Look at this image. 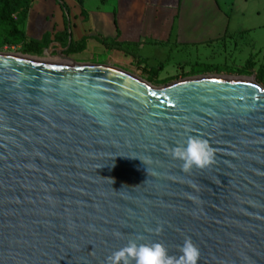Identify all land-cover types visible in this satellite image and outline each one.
<instances>
[{"label": "water", "instance_id": "1", "mask_svg": "<svg viewBox=\"0 0 264 264\" xmlns=\"http://www.w3.org/2000/svg\"><path fill=\"white\" fill-rule=\"evenodd\" d=\"M56 57L0 54V264H106L129 241L179 256L185 239L198 264H264V88ZM190 136L214 161L185 173L170 150Z\"/></svg>", "mask_w": 264, "mask_h": 264}, {"label": "rangeland", "instance_id": "2", "mask_svg": "<svg viewBox=\"0 0 264 264\" xmlns=\"http://www.w3.org/2000/svg\"><path fill=\"white\" fill-rule=\"evenodd\" d=\"M22 1L32 8L36 0ZM101 6L100 0H86L83 9ZM178 11L176 41L151 45L146 50L148 60L138 48L124 44L121 49L126 55H137L135 60L124 59L121 54L111 58L106 52H90L68 56V64L108 65L155 87L190 77L224 75L248 77L264 88V0H181ZM19 29L27 36V19ZM8 42L1 28L0 54L32 55L25 53L24 43ZM64 48L51 45L49 53L39 56L62 63L56 50Z\"/></svg>", "mask_w": 264, "mask_h": 264}, {"label": "crops", "instance_id": "3", "mask_svg": "<svg viewBox=\"0 0 264 264\" xmlns=\"http://www.w3.org/2000/svg\"><path fill=\"white\" fill-rule=\"evenodd\" d=\"M62 1L67 7L66 12L54 0H36L33 3L27 16L28 39L39 41L44 34H50L53 40L55 35L66 31V43L51 45L66 47L70 42L88 37L82 54L106 52L111 54V58H118L121 54L129 60L134 57L135 60L137 55H126L124 49H115L112 42L102 45L98 39H110L121 45H139L138 51L145 54V60L149 59L146 50L151 45H166L177 39L179 27L175 22L179 17L181 0H100L101 7L88 10L83 9L86 0L82 6L76 0Z\"/></svg>", "mask_w": 264, "mask_h": 264}, {"label": "clouds", "instance_id": "4", "mask_svg": "<svg viewBox=\"0 0 264 264\" xmlns=\"http://www.w3.org/2000/svg\"><path fill=\"white\" fill-rule=\"evenodd\" d=\"M173 159L181 161V170L190 172L194 167L204 169L214 161V150L206 140L190 136L183 144L170 150ZM119 235V234H117ZM179 256H170L161 244H138L135 241L113 252L106 264H198L199 249L190 239L179 246Z\"/></svg>", "mask_w": 264, "mask_h": 264}, {"label": "trees", "instance_id": "5", "mask_svg": "<svg viewBox=\"0 0 264 264\" xmlns=\"http://www.w3.org/2000/svg\"><path fill=\"white\" fill-rule=\"evenodd\" d=\"M63 11H67V7L62 0H54ZM76 2L82 6L83 0H76ZM31 8V4L22 0H0V29L4 32L5 38L10 41L8 43L17 45L25 44V53L32 55H41L51 44H64L68 40V34H57L54 39L51 40L50 34H44L43 37L37 41L28 39L23 31L19 29L27 19L28 12ZM89 38L83 37L78 42H70L64 50L66 56H74L82 54L86 49V42ZM112 42L115 49H120L121 44L115 43L110 39H98V42L102 45H106L107 42ZM139 45H135L138 48Z\"/></svg>", "mask_w": 264, "mask_h": 264}, {"label": "flooded vegetation", "instance_id": "6", "mask_svg": "<svg viewBox=\"0 0 264 264\" xmlns=\"http://www.w3.org/2000/svg\"><path fill=\"white\" fill-rule=\"evenodd\" d=\"M63 53H64V51H63Z\"/></svg>", "mask_w": 264, "mask_h": 264}]
</instances>
